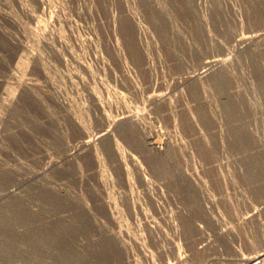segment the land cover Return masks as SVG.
Returning a JSON list of instances; mask_svg holds the SVG:
<instances>
[{
    "label": "rangeland",
    "instance_id": "1",
    "mask_svg": "<svg viewBox=\"0 0 264 264\" xmlns=\"http://www.w3.org/2000/svg\"><path fill=\"white\" fill-rule=\"evenodd\" d=\"M35 1L0 0V264L264 252V0Z\"/></svg>",
    "mask_w": 264,
    "mask_h": 264
},
{
    "label": "bare ground",
    "instance_id": "2",
    "mask_svg": "<svg viewBox=\"0 0 264 264\" xmlns=\"http://www.w3.org/2000/svg\"><path fill=\"white\" fill-rule=\"evenodd\" d=\"M19 1V0H18ZM43 1V0H42ZM45 1V0H44ZM5 2V1H4ZM39 2H40V0H39ZM39 2H37V3H39ZM19 3H21V2H19ZM34 3V2H33ZM35 3H36V1H35ZM36 3V4H37ZM26 4V3H25ZM38 5H41V4H37V6ZM19 6H21V5H19ZM27 6V5H26ZM42 6H43V4H42ZM22 8V7H21ZM30 8V7H29ZM39 8V7H38ZM37 8V9H38ZM33 9V8H32ZM25 10V9H24ZM41 11V10H40ZM28 12V11H27ZM33 14V13H32ZM35 14V13H34ZM2 15H3V13H2ZM6 15H7V13H6ZM5 15V16H6ZM8 15H9V13H8ZM11 15V14H10ZM9 15V16H10ZM4 16V15H3ZM39 16V15H38ZM13 17V16H12ZM15 17V16H14ZM8 18V17H7ZM38 23H40V22H38ZM18 25V24H17ZM18 27H19V25H18ZM23 28V27H22ZM21 28V25H20V30L22 29ZM23 32H24V30H23ZM24 34V33H23ZM26 34V33H25ZM263 34H264V32L263 31H259L258 33H256V34H253V35H251V36H248V37H246V39H243L242 40V42H241V44H244V43H246L248 40H257V39H259L260 37H262L263 36ZM24 36V35H23ZM27 36V34L25 35V37ZM58 36V35H57ZM56 36V37H57ZM27 37H29V36H27ZM26 37V38H27ZM31 37V36H30ZM62 37V36H61ZM25 38V39H26ZM59 38V37H58ZM28 39V38H27ZM30 39V38H29ZM57 39V38H56ZM31 40V39H30ZM32 41V40H31ZM35 40H33L32 42H34ZM54 41V40H53ZM61 43V42H60ZM26 44V43H25ZM35 44V43H34ZM61 44H63V43H61ZM49 45V44H48ZM25 46V45H24ZM69 47V46H68ZM67 47V48H68ZM130 48V54L132 55V57L134 58V59H139V56H138V53L136 52V50L134 49V48H132V46L131 47H129ZM65 51H66V49H65ZM64 51V52H65ZM69 51V50H68ZM67 52V51H66ZM61 53V52H60ZM64 54V53H63ZM56 56H58V55H56ZM65 56V55H64ZM64 56H62V54H61V57H63L64 58ZM59 58H60V56H58ZM70 57V56H69ZM71 58V57H70ZM74 59L76 58V56H75V54H74V57H73ZM67 59V58H66ZM61 60H62V58H61ZM71 60H73V59H71ZM225 58H217V57H210V58H206L204 61H203V63H202V67H201V70L199 71V72H193L192 74L191 73H189L188 74V76H186V78H185V80L187 81V82H191V81H194V80H196L197 81V79H202V77H204V78H207V77H205V76H207L208 74H210V72L211 71H213L215 68L217 69V67H219V66H221L222 64H223V62H225ZM64 60H62V62H63ZM77 61V60H76ZM61 62V63H62ZM65 62V61H64ZM73 62H75V60L73 61ZM79 62H80V59H79ZM79 62H76V64L77 63H79ZM64 64V63H63ZM79 65V64H78ZM83 65V64H82ZM85 65V64H84ZM79 67H80V65H79ZM86 68V67H85ZM87 69V68H86ZM88 74V73H87ZM86 75V74H85ZM91 76H93L92 74H90ZM72 76V75H71ZM209 76V75H208ZM80 77H82V76H80ZM85 77V76H84ZM72 78H74V76L72 77ZM209 78V77H208ZM74 79H76V78H74ZM78 79V78H77ZM76 79V80H77ZM82 79V78H81ZM219 79V78H218ZM217 79V82H219L220 80H218ZM84 80V79H83ZM83 80H82V82H83ZM79 81H81L80 79H79ZM85 81V80H84ZM216 81V80H215ZM223 80L221 79V81L220 82H222ZM86 82V81H85ZM69 83V82H68ZM73 83H75V82H73ZM81 83V82H80ZM70 84V83H69ZM72 84V83H71ZM81 84H83V83H81ZM73 85V84H72ZM76 85H78V84H76ZM79 86V85H78ZM27 87V86H26ZM72 88V87H71ZM76 88H77V86H76ZM78 90V89H77ZM74 91H76V90H74ZM92 91H89V93L91 94V97L93 98V100L95 101V102H93L92 104H95L96 106V108H101V103H99L98 102V99L96 98V96L93 94V92L91 93ZM77 93V92H76ZM94 93H95V90H94ZM163 93H165V92H163ZM89 94V95H90ZM96 94V93H95ZM166 96H167V94L165 95V94H162V92L161 93H157V94H155L154 93V95H152V96H150L149 98H150V103L152 104V105H154V104H158L159 102L161 103V102H163L164 100H166ZM167 101V100H166ZM100 111V110H99ZM137 117V116H136ZM101 120V119H100ZM76 122V121H75ZM133 123H136V118L131 114H126V113H123V115H122V117H120V118H118V119H116V120H113L112 121V123H110V124H108V128L107 129H105V130H102V132H101V134H100V138H106V139H109L110 137H112V133H113V131L115 130V129H117V128H119V127H129V124H133ZM76 127L78 128V127H81V124L80 123H78V122H76ZM128 131V130H127ZM99 139V137L98 138H90V137H88V138H86V139H83L82 140V142H81V144H80V147H79V149H76L74 152H71V153H69L68 155H67V157L68 158H75V157H77L78 155H80L81 154V151H83L84 149H92L94 146H95V141L96 140H98ZM116 155H117V160H118V162L119 163H121V164H123V161H124V156L122 155V152H121V150H120V148L118 147V146H116ZM130 159H131V161H133L134 162V165H135V167L137 168V169H139L140 168V166L138 165V162L135 160V158L134 157H131L130 156ZM68 160V159H67ZM140 178V177H139ZM180 178V177H179ZM146 179V178H145ZM182 179V178H181ZM176 180V179H175ZM180 180V179H179ZM183 180V179H182ZM183 181H185V180H183ZM188 180H186V182H187ZM175 182V181H174ZM129 183H130V180L127 178L126 179V184H128V186H130L129 185ZM141 183H143L144 185H146L147 184V181L146 180H144V179H141ZM179 184V183H178ZM182 184V183H181ZM184 184H187V183H184ZM188 185V184H187ZM181 187H182V185H181ZM184 187V186H183ZM178 188V187H177ZM181 191H183V188H182V190ZM264 203V202H263ZM152 219V218H151ZM153 220V219H152ZM153 221H155V220H153ZM171 221V220H170ZM188 221V220H187ZM158 222V221H157ZM168 222V221H167ZM160 223V222H159ZM169 223V222H168ZM155 224H156V222H155ZM173 225H172V227H175L176 228V226H175V224L174 223H172ZM159 225V224H158ZM190 225V224H189ZM169 228V227H168ZM173 230V229H172ZM260 253V252H259ZM75 256V255H74ZM240 256V255H239ZM76 258V257H75ZM243 260V264H262V262H264V252H262L261 254H257L256 255V257H247V258H243L242 259ZM236 261V260H235ZM239 263H240V261H239ZM238 263V264H239Z\"/></svg>",
    "mask_w": 264,
    "mask_h": 264
}]
</instances>
